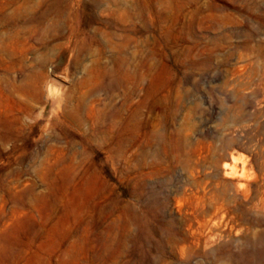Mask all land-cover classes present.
I'll return each instance as SVG.
<instances>
[{
    "label": "rangeland",
    "instance_id": "rangeland-1",
    "mask_svg": "<svg viewBox=\"0 0 264 264\" xmlns=\"http://www.w3.org/2000/svg\"><path fill=\"white\" fill-rule=\"evenodd\" d=\"M0 264H264V0H0Z\"/></svg>",
    "mask_w": 264,
    "mask_h": 264
},
{
    "label": "bare ground",
    "instance_id": "bare-ground-1",
    "mask_svg": "<svg viewBox=\"0 0 264 264\" xmlns=\"http://www.w3.org/2000/svg\"><path fill=\"white\" fill-rule=\"evenodd\" d=\"M44 87H46L44 90H46L45 91V97L46 98H49L50 97V95H51V93H52V88H51V85L49 84V81L47 80L46 81V83H45V85H44ZM47 92V93H46ZM231 154V153H230ZM232 156V155H231ZM233 164V163H232ZM236 165V164H235ZM225 166V165H224ZM223 166V167H224ZM242 167V166H241ZM237 171V168L236 167H234V166H231V167H229V166H227V167H225L224 168V172H225V175H227L229 172H231V173H235ZM243 172H245V171H243ZM224 175V174H223ZM230 177H232V175H230ZM243 179L239 176V177H237V185L239 186V185H241L240 183H241V181H242Z\"/></svg>",
    "mask_w": 264,
    "mask_h": 264
}]
</instances>
